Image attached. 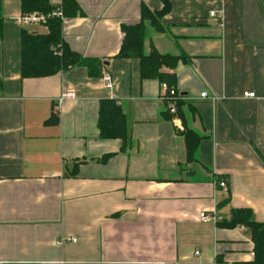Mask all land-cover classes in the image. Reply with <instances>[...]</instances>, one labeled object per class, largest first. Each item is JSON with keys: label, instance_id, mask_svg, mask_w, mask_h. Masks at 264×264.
<instances>
[{"label": "crops", "instance_id": "crops-1", "mask_svg": "<svg viewBox=\"0 0 264 264\" xmlns=\"http://www.w3.org/2000/svg\"><path fill=\"white\" fill-rule=\"evenodd\" d=\"M167 1L163 31L145 21L143 50L187 57L161 70L175 74L184 124L203 136L193 161H186L182 119L162 116L163 84L142 79L138 59L116 56L122 26L141 20L142 5L161 10L162 0H75L76 14L62 19L66 46L99 59L109 88L85 66L22 78L21 30L46 27L24 26L20 0H0V264L253 259L245 226L220 227L198 215L228 219L245 208L264 222V0ZM64 90L74 96L60 101ZM103 99L121 106L125 151L119 139L99 137Z\"/></svg>", "mask_w": 264, "mask_h": 264}, {"label": "trees", "instance_id": "trees-1", "mask_svg": "<svg viewBox=\"0 0 264 264\" xmlns=\"http://www.w3.org/2000/svg\"><path fill=\"white\" fill-rule=\"evenodd\" d=\"M163 8L151 12L144 5L141 6V20L134 25H123V39L116 56L122 58H136L139 61V74L142 79L155 78L165 85L162 94L165 109L162 112L164 119L179 116L184 124V103L182 96L175 88L176 76L174 73L163 72V67L174 68L177 63L187 61L184 54L171 55L159 53L153 46L145 53L143 50L146 38V24L155 31H163L161 17L169 10L167 0H162ZM61 8L64 17L74 16L77 12L75 0H61L59 5L50 0H20L21 15L30 13L49 14ZM3 18L0 16V41L2 40ZM45 33H38L22 29L20 33V75L22 78L45 77L64 71L73 66H85L88 75L100 77L103 63L97 58H86L71 51L62 38V20L58 17H49L45 23ZM170 106H174L175 113H170ZM97 128L102 139H119L120 150L125 151L130 144L129 132L125 116L117 99H103L99 103ZM185 149L186 161L195 160V153L203 136L184 124L181 132ZM110 154H106L101 161H106ZM228 202V198L218 204V207ZM220 227L233 228L237 225L245 226L253 242V259L245 264H264V222H257L245 208L232 209L228 219L221 218L215 223Z\"/></svg>", "mask_w": 264, "mask_h": 264}, {"label": "built area", "instance_id": "built-area-1", "mask_svg": "<svg viewBox=\"0 0 264 264\" xmlns=\"http://www.w3.org/2000/svg\"><path fill=\"white\" fill-rule=\"evenodd\" d=\"M61 3V0L56 3V5H59ZM210 15L215 19L217 20L219 23L221 22L220 21V18L217 16L216 12L215 11H211L210 12ZM49 17H58L59 19H63L64 18V15H63V12L61 10L60 7H58L57 9L53 10L51 13L49 14H43V13H30V14H27V15H21L20 16V21L21 23L24 25V26H29V25H40V24H43L46 22V20L49 18ZM102 80L104 81L105 83V86L106 87H111V77L109 74L105 73L102 75ZM163 87H164V91H165V85L163 84ZM202 97H205L206 96V93L205 92H202L200 94ZM244 96L246 97H254L255 96V93L254 92H244L243 93ZM74 96V92L73 91H70V90H64L61 94V97H60V101L63 99V98H67V97H73ZM169 111L170 113H175V108L174 106H170L169 108ZM175 119H172V122H175ZM217 186L222 188L223 190H227V185L225 183V181L223 180H218L217 181ZM198 218L201 222H213V223H216V221L220 220L221 217L219 215H217L215 212H211V213H207L206 211H200L199 212V215H198ZM66 239H60V242H63L65 241ZM71 241H75V239H70ZM195 254H198V252L196 251Z\"/></svg>", "mask_w": 264, "mask_h": 264}, {"label": "rangeland", "instance_id": "rangeland-1", "mask_svg": "<svg viewBox=\"0 0 264 264\" xmlns=\"http://www.w3.org/2000/svg\"><path fill=\"white\" fill-rule=\"evenodd\" d=\"M149 22V21H148ZM153 28V27H152ZM154 29V28H153Z\"/></svg>", "mask_w": 264, "mask_h": 264}]
</instances>
